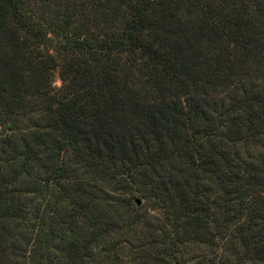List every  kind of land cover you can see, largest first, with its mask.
I'll use <instances>...</instances> for the list:
<instances>
[{"label":"trees","instance_id":"obj_1","mask_svg":"<svg viewBox=\"0 0 264 264\" xmlns=\"http://www.w3.org/2000/svg\"><path fill=\"white\" fill-rule=\"evenodd\" d=\"M0 264H264V0H0Z\"/></svg>","mask_w":264,"mask_h":264},{"label":"rangeland","instance_id":"obj_2","mask_svg":"<svg viewBox=\"0 0 264 264\" xmlns=\"http://www.w3.org/2000/svg\"><path fill=\"white\" fill-rule=\"evenodd\" d=\"M60 84L59 80L55 78V85L58 86Z\"/></svg>","mask_w":264,"mask_h":264},{"label":"water","instance_id":"obj_3","mask_svg":"<svg viewBox=\"0 0 264 264\" xmlns=\"http://www.w3.org/2000/svg\"><path fill=\"white\" fill-rule=\"evenodd\" d=\"M137 204H139V201L137 200Z\"/></svg>","mask_w":264,"mask_h":264}]
</instances>
